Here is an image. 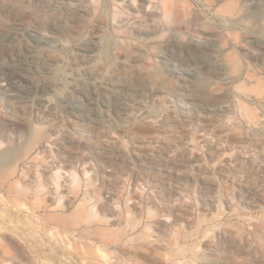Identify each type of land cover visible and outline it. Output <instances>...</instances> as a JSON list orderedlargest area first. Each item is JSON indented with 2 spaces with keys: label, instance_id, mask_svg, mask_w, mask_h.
I'll return each instance as SVG.
<instances>
[{
  "label": "rangeland",
  "instance_id": "obj_1",
  "mask_svg": "<svg viewBox=\"0 0 264 264\" xmlns=\"http://www.w3.org/2000/svg\"><path fill=\"white\" fill-rule=\"evenodd\" d=\"M0 91V264H264V0H0Z\"/></svg>",
  "mask_w": 264,
  "mask_h": 264
},
{
  "label": "bare ground",
  "instance_id": "obj_2",
  "mask_svg": "<svg viewBox=\"0 0 264 264\" xmlns=\"http://www.w3.org/2000/svg\"><path fill=\"white\" fill-rule=\"evenodd\" d=\"M91 50V49H90ZM26 69V67H25V65H21L20 67H19V69L20 70H22V69ZM19 69H17V71H16V75H18V76H21V77H23V76H25V75H23L22 73L23 72H21V71H18ZM29 70V69H28ZM25 71H27V70H25ZM25 73H27V72H25ZM29 78V77H28ZM18 79V78H17ZM26 79V78H25ZM19 80V79H18ZM21 81V80H20ZM22 82V81H21ZM9 86L10 87H12V88H14V87H19V83H17V81L15 80V77H14V79L12 80V82L9 84ZM0 93H2V91H0ZM12 96L14 95V94H11ZM14 97V96H13Z\"/></svg>",
  "mask_w": 264,
  "mask_h": 264
}]
</instances>
